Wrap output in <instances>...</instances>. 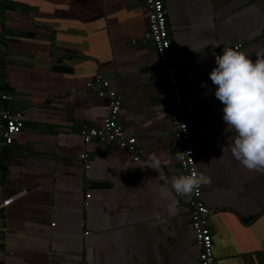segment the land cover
Segmentation results:
<instances>
[{"label":"crops","instance_id":"obj_1","mask_svg":"<svg viewBox=\"0 0 264 264\" xmlns=\"http://www.w3.org/2000/svg\"><path fill=\"white\" fill-rule=\"evenodd\" d=\"M163 4L195 166L210 177L201 198L213 264H264V173L228 150L234 133L208 75L224 47L256 59L264 0ZM145 30L143 0H0V108L22 114L11 143L0 142V264H198L187 197L161 198L158 171L140 167L164 152L161 174L180 175ZM97 75L118 98L137 160L114 142L80 139V126L98 127L107 112L87 84Z\"/></svg>","mask_w":264,"mask_h":264},{"label":"built area","instance_id":"obj_2","mask_svg":"<svg viewBox=\"0 0 264 264\" xmlns=\"http://www.w3.org/2000/svg\"><path fill=\"white\" fill-rule=\"evenodd\" d=\"M143 3L146 8L145 39L151 43L153 48L163 97L161 110L156 113L161 112L168 116L172 137L179 147L178 154L181 152L189 154V156L185 154L183 159L177 158L180 175L190 174L191 171H197V169L186 118V112L191 109V104L182 97L176 74L181 55L171 51L163 0H143ZM237 46L238 44L234 48ZM87 84L94 89L97 96L107 99V112L98 127L82 124L78 130L80 139L83 143L92 139L114 142L123 150L132 152L133 159L137 160L139 150L135 145V138L125 133L117 121L119 101L115 92L109 87L108 81L97 75ZM4 98L7 99L8 96ZM21 119V112L0 108V142L2 145L11 143L13 134L22 127ZM86 158V153L79 155L84 169L89 166ZM88 196L89 194L86 193L85 197ZM186 204L189 210V227L194 243L198 247V264H213L212 238L207 222L210 209L201 198V186L193 195L187 197Z\"/></svg>","mask_w":264,"mask_h":264},{"label":"clouds","instance_id":"obj_3","mask_svg":"<svg viewBox=\"0 0 264 264\" xmlns=\"http://www.w3.org/2000/svg\"><path fill=\"white\" fill-rule=\"evenodd\" d=\"M255 56L253 60L244 51L224 47L222 54L215 55V67L208 75L215 85L214 95L223 105L225 131L234 133L228 150L247 170L264 173V48ZM185 154L189 156L181 152L177 158L183 159ZM167 159L164 152H152L147 162L140 165L160 174L165 184L160 189L161 198L167 199L173 192L177 196L190 197L200 186L210 183L209 176L197 171L171 179L163 176L162 164ZM174 209L175 202L169 205L170 214H174Z\"/></svg>","mask_w":264,"mask_h":264},{"label":"snow or ice","instance_id":"obj_4","mask_svg":"<svg viewBox=\"0 0 264 264\" xmlns=\"http://www.w3.org/2000/svg\"><path fill=\"white\" fill-rule=\"evenodd\" d=\"M5 203H8V201H5Z\"/></svg>","mask_w":264,"mask_h":264}]
</instances>
